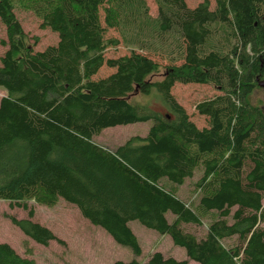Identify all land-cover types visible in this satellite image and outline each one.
Masks as SVG:
<instances>
[{
	"label": "trees",
	"instance_id": "trees-1",
	"mask_svg": "<svg viewBox=\"0 0 264 264\" xmlns=\"http://www.w3.org/2000/svg\"><path fill=\"white\" fill-rule=\"evenodd\" d=\"M109 0H42V28L59 41L43 51L29 45L14 11L0 0L6 52L0 58V200L28 212L10 220L24 236L48 247L61 240L34 222L28 201L75 206L84 219L116 243L142 255L131 222L171 237L196 264H264V114L251 97L264 79V0H156L157 18L145 0H116L106 23L130 36L142 51L167 61L163 80L151 78L161 65L132 51L106 59L109 47L100 10ZM115 70L95 80L104 67ZM211 85L221 94L197 105L208 118L199 129L172 95L177 85ZM153 91L170 114L135 105L129 97ZM153 123L116 151L94 139L105 130ZM203 168L200 198L191 208L163 185L183 186ZM169 216L174 221H169ZM205 238L183 225H203ZM235 238L233 247L223 242ZM0 264H37L0 243ZM114 264H141L136 260ZM144 264H189L154 253Z\"/></svg>",
	"mask_w": 264,
	"mask_h": 264
},
{
	"label": "rangeland",
	"instance_id": "rangeland-1",
	"mask_svg": "<svg viewBox=\"0 0 264 264\" xmlns=\"http://www.w3.org/2000/svg\"><path fill=\"white\" fill-rule=\"evenodd\" d=\"M114 1L116 0H109L100 10L101 22L106 30V38L119 42L118 46L109 47L105 54L106 59H118L128 56L135 50L150 56L161 65L160 71L151 79L153 81L163 80L167 65L165 58L161 57L157 52L142 51L130 36L125 38L116 27H111L106 23L108 10ZM145 1L149 8V15L152 18H157L159 7L156 0ZM204 1L186 0V3L189 8L194 9ZM209 1L211 9H214L215 0ZM41 2L42 0H14V11L27 35L29 45L33 46L35 51H43L50 46H55L59 41L56 33L50 29L42 28L41 19L36 11L37 6ZM6 40V27L0 21V58L7 50V47L2 44ZM114 72L115 70L105 66L94 79L106 78ZM260 81H264V79H260ZM220 94L211 85L177 84L172 89V95L186 110L190 120L199 129L208 127L209 121L207 117L202 116L197 111V105ZM5 95V91L0 89V101ZM129 100L135 105L148 106V108L158 114H170L168 107L156 91H153L149 96L135 92L129 97ZM251 103L264 114V88L258 86L251 97ZM152 125L153 123L149 122L111 128L96 137L94 142L107 150L116 151L118 147L131 138L136 136L145 137ZM203 170L202 167L199 168L194 178L187 180L183 186H173L166 181H163V185L168 189H172L188 206L195 208L200 198L197 184L203 175ZM28 206L34 209L35 212V217L32 220L50 229L63 243L53 241L48 247H44L27 239L21 230L12 224L10 218L28 219V212L17 207L11 208L10 203L4 200H0V243L9 244L20 256L33 259L37 264H114L120 261L129 263L134 260L144 264L148 262L154 253H162L166 258L171 257L178 261H189V264H196L190 261L184 248L174 244L170 236L150 230L137 221L131 222L129 226L141 245V256H136L130 248L116 243L105 230L92 225L83 218L75 206L64 200H59L52 207L44 206L31 200L28 201ZM169 221H174V218L169 216ZM213 221L214 217L212 216L204 220L201 226L183 224L181 226L184 231L200 240L206 237L208 227ZM236 243L235 238L223 242L228 248L235 246Z\"/></svg>",
	"mask_w": 264,
	"mask_h": 264
},
{
	"label": "water",
	"instance_id": "water-1",
	"mask_svg": "<svg viewBox=\"0 0 264 264\" xmlns=\"http://www.w3.org/2000/svg\"><path fill=\"white\" fill-rule=\"evenodd\" d=\"M258 82H259V86L264 88V81H260V79H258Z\"/></svg>",
	"mask_w": 264,
	"mask_h": 264
}]
</instances>
